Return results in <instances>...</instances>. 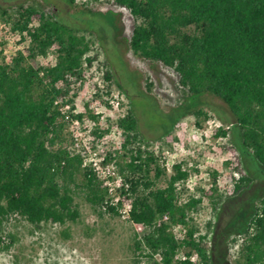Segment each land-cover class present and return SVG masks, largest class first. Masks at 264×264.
<instances>
[{"label":"trees","instance_id":"obj_1","mask_svg":"<svg viewBox=\"0 0 264 264\" xmlns=\"http://www.w3.org/2000/svg\"><path fill=\"white\" fill-rule=\"evenodd\" d=\"M66 1L75 4V0ZM113 4L126 9L137 22L129 43L134 54L162 63L179 76L186 99L168 113H177L176 121L191 113L207 117L202 99L216 98L229 112L228 118L214 109L219 121L238 129L243 154L264 168V0H114ZM0 17L11 19L2 7ZM12 20L14 30L30 41L11 61L0 63V234L5 221L15 215L34 226L76 223L80 218L77 190L81 189L100 217L103 213L120 217V209L130 205L129 220L148 230L136 242V250L145 247L152 257L159 255L163 264H174L180 245L171 224L189 226V211L206 197L214 215L209 229L201 234L189 226L185 245L203 264H213L210 243L215 220L230 199L241 197L255 183L242 154L232 146L237 158L230 175L232 195H219L215 178L202 197L192 196L180 204L179 186L190 173L183 165H175L167 187H156L166 171L154 151L142 150L145 140L131 110L117 121L129 154L119 164L125 178L123 198L112 204L104 183L92 168L83 166V155L64 146L67 125L83 118L73 112L77 97L73 88L96 60L89 55L90 42L51 10L20 8ZM50 49L56 57L54 65L40 60ZM104 78L110 84L108 91L114 83L124 90L110 70L106 69ZM66 106H70L67 114L62 111ZM229 133L220 127L215 136L228 138ZM164 217L169 221L162 222ZM242 234L235 264H264V197L254 206Z\"/></svg>","mask_w":264,"mask_h":264},{"label":"rangeland","instance_id":"obj_2","mask_svg":"<svg viewBox=\"0 0 264 264\" xmlns=\"http://www.w3.org/2000/svg\"><path fill=\"white\" fill-rule=\"evenodd\" d=\"M113 1L97 0L70 6L66 0H0V7L11 16V19L0 17V63L11 61L19 50L29 45L28 36L13 28L12 19L15 20L20 8L34 6L39 10H51L88 39L89 55L96 60L87 67L84 80L73 88L77 94L73 112L83 114V118L67 125L68 141L64 146L83 155V166L92 168L104 183L114 205L123 198L121 188L125 178L119 164L129 154L123 148L125 136L117 121L131 110L145 140L142 150L154 151L166 171L156 181V187H167L175 165H183L190 173L188 180L179 186L180 204L192 196L202 197V191L212 189L215 178L219 195L233 194L234 182L230 175L237 167L232 150V146L236 147L255 183L244 195L230 199L223 206L215 220L210 243L213 264H235L243 241V229L254 206L264 197V168L243 154L238 129L219 121L214 109L228 118L229 112L216 98L206 96L202 99L207 117L191 113L176 121L177 113H168L186 99L179 76L162 63H151L134 54L129 43L137 22ZM40 60L54 65L53 50ZM106 69L124 90L118 89L113 82L108 91L110 84L104 78ZM69 110L70 106L62 109L64 113ZM220 127L230 130L228 138L215 136ZM133 146L138 147L137 144ZM108 155H111L109 161ZM154 174L152 170L151 178ZM77 191L80 218L76 223L34 226L16 215L7 219L0 234V264H163L161 257H152L147 248L136 250V242L148 230L129 220L126 211L130 205L125 204L120 209V217L105 213L100 217L86 202L81 189ZM189 212V226H195L201 234L206 233L214 217L210 199L202 198L201 205ZM167 221L169 219L162 220ZM183 225L187 231L190 229ZM175 227L176 224H171V231ZM174 236L180 245L174 264H181L180 259L184 256L196 258L197 264H203L195 251L186 248L187 238L181 239L180 229H176Z\"/></svg>","mask_w":264,"mask_h":264},{"label":"built area","instance_id":"obj_3","mask_svg":"<svg viewBox=\"0 0 264 264\" xmlns=\"http://www.w3.org/2000/svg\"><path fill=\"white\" fill-rule=\"evenodd\" d=\"M96 1L97 0H75V3H78V4H88L89 3V4H91V3H94ZM100 1H102V0H100ZM130 209H131V206L129 207V211H130ZM129 211H126L128 217H129ZM164 219H168V217H164L162 220H164ZM176 226L177 227H175V229L173 228V231H172L173 235L175 234L176 229H180L182 231V237H181V239L183 240V239L187 238L188 231L185 228V226L183 224H176ZM175 239H176V241L178 240L176 237H175ZM176 258H178L177 255H176ZM180 260H182V262L183 261H189L190 264H197L196 263V260L197 259L196 258H192V257L184 256ZM182 262H181V264H182Z\"/></svg>","mask_w":264,"mask_h":264}]
</instances>
